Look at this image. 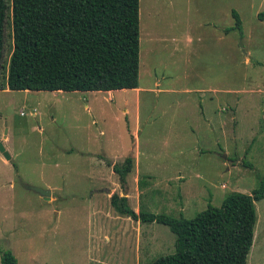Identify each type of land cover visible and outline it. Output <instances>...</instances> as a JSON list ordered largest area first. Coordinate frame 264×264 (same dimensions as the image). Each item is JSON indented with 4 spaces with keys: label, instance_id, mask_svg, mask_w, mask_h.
Masks as SVG:
<instances>
[{
    "label": "rangeland",
    "instance_id": "rangeland-1",
    "mask_svg": "<svg viewBox=\"0 0 264 264\" xmlns=\"http://www.w3.org/2000/svg\"><path fill=\"white\" fill-rule=\"evenodd\" d=\"M232 9L242 37L224 31ZM260 11L264 0H139L136 89L0 90L11 155L0 153V251L17 264H147L174 251L175 235L120 215L113 194L136 212L185 218L251 194L264 178ZM12 49L8 16L2 81ZM127 156L121 183L112 166ZM255 209L247 264H264V198Z\"/></svg>",
    "mask_w": 264,
    "mask_h": 264
},
{
    "label": "trees",
    "instance_id": "trees-1",
    "mask_svg": "<svg viewBox=\"0 0 264 264\" xmlns=\"http://www.w3.org/2000/svg\"><path fill=\"white\" fill-rule=\"evenodd\" d=\"M11 18L13 49L0 90L114 91L135 89L139 80V0H0V67L5 23ZM232 26L243 29L231 10ZM264 20V11L257 13ZM243 165L251 164L242 161ZM127 156L113 171L121 183L131 171ZM16 167V164L13 163ZM264 198V178L251 194L231 192L219 207L208 206L192 218L134 211L127 197L110 203L123 216L166 225L175 235L174 251L147 264H247L257 221L255 201ZM1 264H17L10 250Z\"/></svg>",
    "mask_w": 264,
    "mask_h": 264
},
{
    "label": "water",
    "instance_id": "water-1",
    "mask_svg": "<svg viewBox=\"0 0 264 264\" xmlns=\"http://www.w3.org/2000/svg\"><path fill=\"white\" fill-rule=\"evenodd\" d=\"M3 138H5V136H3ZM0 153L4 156V158L7 160V161H10L11 159V155L9 154V152L5 149L4 145H3V142H2V139H0ZM25 188L27 189H30L34 192H36L37 194H39L40 196H42L44 199L48 200L50 198V195H51V191L50 189H43V188H40V187H36V186H31V185H27V184H24L23 185ZM108 192H110V190H106Z\"/></svg>",
    "mask_w": 264,
    "mask_h": 264
},
{
    "label": "crops",
    "instance_id": "crops-1",
    "mask_svg": "<svg viewBox=\"0 0 264 264\" xmlns=\"http://www.w3.org/2000/svg\"><path fill=\"white\" fill-rule=\"evenodd\" d=\"M136 89V88H135ZM115 91V90H114ZM108 93H113V91H108ZM2 139V141H5L6 140V137L5 138H1Z\"/></svg>",
    "mask_w": 264,
    "mask_h": 264
}]
</instances>
